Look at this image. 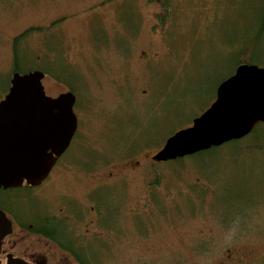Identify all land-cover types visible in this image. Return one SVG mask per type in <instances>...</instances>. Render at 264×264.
<instances>
[{
  "label": "rangeland",
  "instance_id": "1",
  "mask_svg": "<svg viewBox=\"0 0 264 264\" xmlns=\"http://www.w3.org/2000/svg\"><path fill=\"white\" fill-rule=\"evenodd\" d=\"M261 4L262 0H0V100L13 74L14 38L42 28L23 42L21 70L45 71L48 96L57 97L69 88L76 93L80 135L92 146L87 152L91 158L98 160L105 153L106 168L134 162L147 140L149 150L156 151L170 132L186 127L210 106L218 84L234 71L240 49L255 51L254 65L264 67ZM53 73L64 76L67 85L54 80ZM152 110L154 115L148 117ZM142 126L145 136L125 144L115 156L121 135L130 136L131 131L135 135ZM255 129L243 139L188 160L186 173H171L170 167L166 172L164 167L152 175L148 166L147 171L145 166L113 171L106 183L119 181L128 187L126 192L125 186L110 191V207L117 205L119 210L125 203L132 206L146 199L144 190L150 184L152 198L166 202L170 219L163 221L164 205L157 200L150 238L133 237L120 261L109 264H178L184 234L179 221L197 214L230 219L243 203L248 223L264 219L257 209L264 199V125ZM152 133V140L145 138ZM159 174L162 182L153 186ZM197 177L210 188L214 185L216 197L209 207L200 187L187 186L189 192L195 190L191 194L181 190L186 185L183 178ZM137 212L149 216L145 208ZM106 223L118 230L124 224L113 212ZM136 224L146 231L145 219ZM128 227L129 232L135 229L132 221ZM199 228L189 226L191 232ZM189 258L192 264H203Z\"/></svg>",
  "mask_w": 264,
  "mask_h": 264
},
{
  "label": "flooded vegetation",
  "instance_id": "2",
  "mask_svg": "<svg viewBox=\"0 0 264 264\" xmlns=\"http://www.w3.org/2000/svg\"><path fill=\"white\" fill-rule=\"evenodd\" d=\"M21 47H23V43ZM55 76L58 77L56 73ZM10 87L11 84L7 94ZM69 91L72 90L70 88L66 90V92ZM72 92L74 93V91ZM74 94L76 96L75 111L78 98L76 93ZM215 100L216 95L211 104ZM209 107L182 129L191 127L194 120ZM154 113L155 111L152 110L148 117H152ZM80 127L81 123L78 117V129L68 149L58 158L51 173L42 183L33 185L24 181L23 184L12 188L0 187V210L5 212L12 224L11 234L4 238L0 246V264H9L11 258L27 264H109L111 261L119 262L122 251L131 248L133 237L147 240L152 235L154 229L152 212L157 207V200H160L164 205L161 212L163 221H169L170 213L164 200L152 198L154 191L150 190V184H146L144 190L146 199L137 201L132 206L125 203L119 210L116 208L117 205L110 207L113 204L108 202V197L113 195L110 191H119L125 186L123 192H126V187H128L125 183H118L119 181L113 184L106 183L107 180L113 178V171H138L143 169L142 166H145L144 171H147L146 166H148L152 175L164 167H166V172H169L171 168V173L176 170L181 171L182 174L188 171L185 166L188 160L208 153V151H203L166 161L157 160V156L168 138L162 146L158 145V149L154 152L149 150L150 145L147 140L146 147L135 155H141L139 159H135L134 162L120 163L114 168H106L103 163L107 157L105 153H100L99 159L95 160L88 155L91 145L87 144L85 151L87 140L86 137L80 135ZM143 129V126L140 127L139 133L136 135L131 131L129 132L130 136L121 137L115 156L120 155V149L125 144L143 138L145 136ZM145 138L152 140L154 135H146ZM258 149L260 150L261 147ZM250 150L252 151L253 147L248 149V151ZM124 175L122 174L114 180L120 179ZM157 178V183H153V186L159 185L163 176L159 174ZM182 180L186 182V185L181 190H187V186H192L195 190L200 187L205 206L209 207L210 200L216 197L214 185H210L212 187L210 188L206 185L208 182H205L201 177H197L193 181H186L184 178ZM194 189L191 191L194 192ZM191 191L188 192L191 194ZM124 198L125 195L122 196L121 201H124ZM258 205L257 209L264 214V199H260ZM142 208L149 212L147 218L137 212ZM236 209L237 214L230 219L217 218L212 214L207 215L206 210L203 211L207 214L204 212V215L197 214L181 219L179 226L184 234H182V253H180L181 258L178 264H192L189 256L201 259L203 264H264V219L248 223L244 219L243 203ZM111 212L115 213L116 218L124 223L120 230L106 223ZM134 212H136L135 215H133ZM137 219L146 220L148 225L145 232L137 226ZM130 221L135 229L129 232L128 223ZM168 223L166 222V224ZM192 225H196V228L200 227L199 231L191 232L189 226Z\"/></svg>",
  "mask_w": 264,
  "mask_h": 264
},
{
  "label": "water",
  "instance_id": "3",
  "mask_svg": "<svg viewBox=\"0 0 264 264\" xmlns=\"http://www.w3.org/2000/svg\"><path fill=\"white\" fill-rule=\"evenodd\" d=\"M45 73L13 74L0 102V187L42 183L68 149L77 129L76 96H48ZM264 124V67L241 65L217 89L215 102L191 127L168 138L157 160L210 150L249 135ZM12 224L0 210V246ZM9 264H27L11 258Z\"/></svg>",
  "mask_w": 264,
  "mask_h": 264
},
{
  "label": "trees",
  "instance_id": "4",
  "mask_svg": "<svg viewBox=\"0 0 264 264\" xmlns=\"http://www.w3.org/2000/svg\"><path fill=\"white\" fill-rule=\"evenodd\" d=\"M261 8H262V11H263V18H264V0H262V4H261ZM40 29H42V28H31V29H29V30H27V31H25V32H23L22 34H20V35H18V36H16L15 38H14V40H13V44H12V50H13V56H14V59H13V74L14 73H17V74H21V75H23V74H27V73H30V72H33V71H42V72H44L45 74H47L45 71H43V70H41V69H36V68H30V69H27V70H21V68H20V64H21V61H22V57L24 56V54H23V50H22V47H21V44L24 42V41H26L27 40V38L30 36V34L32 33V32H37V30H40ZM262 30L264 31V28L263 29H261L260 30V34H262ZM254 55H255V51H253V50H249V49H246V48H242V49H240L239 50V54H238V62H236V63H234V65H235V69H234V71L230 74V75H228V76H226L219 84H218V86L222 83V82H224L225 80H227L228 78H230L231 76H233L234 74H235V72H236V70H237V68L238 67H240L241 65H254L255 63H254ZM57 74V73H56ZM58 75V74H57ZM51 77H53V79L54 80H56L57 82H60V83H63V84H66L67 85V83L65 82V78H64V76H60V75H58V77L57 76H55V73H53V74H51ZM64 78V79H63ZM218 86H217V89H218ZM217 89H216V91H217ZM70 90H72V89H70ZM125 125V124H124ZM123 125V126H124ZM264 125V124H263ZM185 126V125H184ZM184 126H182V128L184 127ZM182 128H179L180 130L182 129ZM179 129H176V130H174V131H172V132H170V134H168L167 136H169V135H171V136H173L175 133H177L178 131H180ZM139 130L140 129H138L137 130V133H135V135L136 134H138L139 133ZM256 131V129L254 130V132ZM122 134V133H121ZM152 136L153 135H155V134H151ZM122 137L123 136H126V134H124L123 133V135H121ZM167 136H165V137H167ZM170 136V137H171ZM220 147V146H219ZM219 147H213V148H211L210 150H207L208 152H210V151H212V150H214V149H216V148H219ZM86 149H87V143L85 144V151H86ZM88 151V150H87ZM86 155V154H85Z\"/></svg>",
  "mask_w": 264,
  "mask_h": 264
}]
</instances>
